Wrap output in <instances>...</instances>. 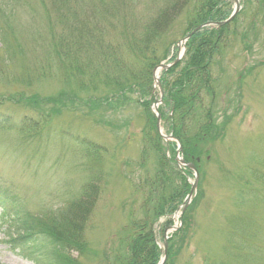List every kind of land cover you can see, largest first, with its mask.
<instances>
[{
  "label": "rangeland",
  "instance_id": "obj_1",
  "mask_svg": "<svg viewBox=\"0 0 264 264\" xmlns=\"http://www.w3.org/2000/svg\"><path fill=\"white\" fill-rule=\"evenodd\" d=\"M13 1L17 28L12 26L23 53L11 65L10 77H0V110L11 113L12 123L24 115L39 122L36 131L0 129V195L7 193L19 213L0 218V264H35L28 250H14L7 242L41 229V218L50 220L71 194L78 199L81 185L96 178L100 190L85 227L87 245L82 253L74 252L75 264H117L132 222L143 218L147 195L138 182L152 177L158 166V154L145 136L144 109L136 99L112 107L111 92L81 91L58 71L36 80L39 46L28 34L33 28L45 32L43 5L50 0ZM240 2L235 31L232 27L228 46L215 60L214 72L221 78L214 88V110L224 137L209 145V158L201 163L191 227L171 264H264V0ZM50 20L59 25L53 13ZM184 29L180 21L166 44L179 42ZM180 54L174 45L165 63ZM167 127L163 124L162 132L169 136ZM81 139L104 151L89 150ZM194 177L188 179L191 184ZM180 212L164 233L165 221L158 223L160 248L164 236L181 227Z\"/></svg>",
  "mask_w": 264,
  "mask_h": 264
},
{
  "label": "trees",
  "instance_id": "obj_2",
  "mask_svg": "<svg viewBox=\"0 0 264 264\" xmlns=\"http://www.w3.org/2000/svg\"><path fill=\"white\" fill-rule=\"evenodd\" d=\"M57 1L50 0L43 5L45 32L33 28L28 34L30 42L39 46L34 52V66H39L36 80L58 71L81 91L111 92L107 101H112V107H123L132 99L143 107L147 122L145 136L158 154V166L152 177L138 182V189L147 195L141 205L143 218L132 222L129 235L122 241L124 255L116 256V262L157 264L162 253L157 244L156 225L160 219L165 220L162 232L171 225V218L184 204L191 185L187 170L184 172L175 161L176 144H166L158 133L157 119L151 110L155 100L153 72L169 58L171 48L176 45L177 42L166 43L180 21L185 22L183 37H186L199 26L227 20L233 1L76 0L72 5L71 0H60L56 5ZM58 6L66 9L60 10ZM14 7L13 0L11 3L0 1V77H10L11 65L18 53H23L14 29ZM52 13L59 25L50 20ZM240 17L241 14L228 25L206 27L197 32L187 42L184 58L161 76L164 100L159 111L162 121L181 144L184 159L198 169L209 156V145L224 137V128L218 124L214 110V88L220 77L214 72L215 60L228 46L231 28ZM206 97L210 98V103ZM5 112H0V127L37 130L38 119L24 115L23 120L12 123V116ZM42 126L40 124L38 129ZM81 141L91 151H104L97 143ZM99 190L96 178L85 184L82 195L66 203L64 210L54 211L50 220L41 218L38 223L41 229L35 227L8 243L14 249L28 250V258L35 264H75L74 252L82 253L87 245L85 227ZM9 198L7 193L0 195V218L19 215L14 211L17 203ZM8 200L11 204L5 205ZM191 211L192 205L182 216L183 226L169 240L165 264H171L177 245L191 227Z\"/></svg>",
  "mask_w": 264,
  "mask_h": 264
},
{
  "label": "water",
  "instance_id": "obj_3",
  "mask_svg": "<svg viewBox=\"0 0 264 264\" xmlns=\"http://www.w3.org/2000/svg\"><path fill=\"white\" fill-rule=\"evenodd\" d=\"M234 2H235V5H236V11H235V13L230 17V19H228L227 21H225L224 23H218L217 25L218 26H223V25H225L226 23H230L232 20H233V18L235 17V15L238 13V11L240 10V5H239V0H234ZM211 25V24H210ZM206 25H204V26H200L198 29H196L192 34H190V35H188L185 39H183L182 41H181V43H179V48H181V45L182 44H186V42L192 37V35L195 33V32H197L198 30H201V29H203L204 27H205ZM180 59H177L176 61H175V63L174 64H176L178 61H179ZM173 64V65H174ZM173 65H164V64H162L158 69L159 70H168L169 68H171ZM156 70L155 71V73H154V78H155V81H156V84H157V86L159 87V90H160V96H161V98H160V102H162V100H163V90H162V88H161V83H160V79H159V77L157 76V73H158V71L159 70ZM157 117H158V123H157V126H158V128L160 129V122H161V117H160V115H159V113L157 114ZM189 167L190 168H192L193 170H195V167L193 166V165H189ZM197 182V181H196ZM196 184L192 187V189H191V191H190V193H189V195H188V197H187V201H190L191 199H192V197H193V193H194V191H195V189H196ZM165 245H166V247H167V242H165Z\"/></svg>",
  "mask_w": 264,
  "mask_h": 264
}]
</instances>
